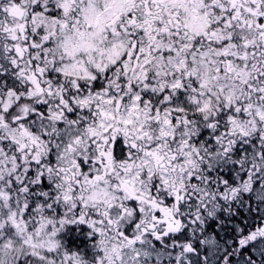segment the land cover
Masks as SVG:
<instances>
[{
	"label": "snow or ice",
	"instance_id": "obj_1",
	"mask_svg": "<svg viewBox=\"0 0 264 264\" xmlns=\"http://www.w3.org/2000/svg\"><path fill=\"white\" fill-rule=\"evenodd\" d=\"M0 264H264V0H0Z\"/></svg>",
	"mask_w": 264,
	"mask_h": 264
},
{
	"label": "trees",
	"instance_id": "obj_2",
	"mask_svg": "<svg viewBox=\"0 0 264 264\" xmlns=\"http://www.w3.org/2000/svg\"><path fill=\"white\" fill-rule=\"evenodd\" d=\"M74 232L75 234H73V232L71 231H67L66 233H64L63 238L66 244L69 247H76V248H82L85 245H87L88 239L85 235L87 229L84 226H81L79 231L75 229Z\"/></svg>",
	"mask_w": 264,
	"mask_h": 264
},
{
	"label": "rangeland",
	"instance_id": "obj_3",
	"mask_svg": "<svg viewBox=\"0 0 264 264\" xmlns=\"http://www.w3.org/2000/svg\"><path fill=\"white\" fill-rule=\"evenodd\" d=\"M67 231H71V232H73V234H75V232H74V231H75V228H74V227L69 228ZM67 231H66V232H67ZM66 232H65V233H66Z\"/></svg>",
	"mask_w": 264,
	"mask_h": 264
}]
</instances>
